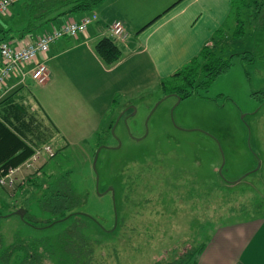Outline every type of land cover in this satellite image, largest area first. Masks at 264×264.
I'll return each instance as SVG.
<instances>
[{"label":"rangeland","instance_id":"rangeland-1","mask_svg":"<svg viewBox=\"0 0 264 264\" xmlns=\"http://www.w3.org/2000/svg\"><path fill=\"white\" fill-rule=\"evenodd\" d=\"M233 26L228 15L223 29ZM75 39L61 38L67 48ZM239 51L249 60L234 56L207 91L182 100L157 86L112 102L95 64L77 82L70 53L46 62L50 88L27 81L29 104L49 99L67 138L54 136L55 156L42 154L38 179L65 175L78 193L87 234L100 242L90 264H167L205 245L216 228L264 215V25L246 32ZM20 197L0 186V249L58 231L40 224L49 215L33 200L19 217Z\"/></svg>","mask_w":264,"mask_h":264},{"label":"trees","instance_id":"trees-1","mask_svg":"<svg viewBox=\"0 0 264 264\" xmlns=\"http://www.w3.org/2000/svg\"><path fill=\"white\" fill-rule=\"evenodd\" d=\"M101 1L19 0L10 6L11 16L0 18V23H3L0 24V42L32 38L43 26H60L69 18L92 13ZM230 10L233 29L229 32L223 28L216 30L197 56L163 80L160 87L164 96L182 100L199 93L198 90L207 91L217 76L231 66L234 56L247 59L248 52L239 49L246 32L262 29L264 0H231ZM93 50L106 68L121 59V51L112 38L100 39ZM27 98V93L20 88L0 101V169L22 163L32 155L34 148L51 145L58 134L41 106L33 109ZM45 164L37 167L23 184L16 185L12 190L5 189L10 195H22L19 207L25 211L23 218L28 215L29 201L33 200L42 212L49 215L40 224L48 227L59 224L58 231L29 242L7 245L0 249V264H90L95 247L100 245L87 234L89 218L78 213L81 199L66 176L51 175L45 181L38 179L37 174ZM30 217L33 221H28V225L38 228V219ZM204 247L203 244L197 249L186 250L167 264H196Z\"/></svg>","mask_w":264,"mask_h":264},{"label":"crops","instance_id":"crops-1","mask_svg":"<svg viewBox=\"0 0 264 264\" xmlns=\"http://www.w3.org/2000/svg\"><path fill=\"white\" fill-rule=\"evenodd\" d=\"M230 9L231 0H102L92 12L97 16L96 21L76 37L75 45L67 48L64 44L68 43L59 39L50 45L48 53H53L49 59L46 55V62L59 54L70 53L79 83L85 73L89 74L85 67H94L95 64L107 76L101 86L111 95L113 102V95H134L144 88L160 87L163 80L197 56L216 30L223 28ZM11 12L9 8L7 16L0 18L11 16ZM113 21L122 23L125 37L120 41L112 39L121 51V59L106 68L93 48L100 39L110 38L108 27ZM51 70L52 67L47 71L42 88H50ZM20 88L28 96L32 95L28 85ZM81 88L79 86L80 91ZM34 99L36 105L33 109L41 106L58 134L67 141L62 126L49 112L47 105L52 104L51 101ZM75 115L80 118L79 114ZM84 126L76 124L75 131L81 132ZM257 216L216 228L196 264H264V215Z\"/></svg>","mask_w":264,"mask_h":264},{"label":"built area","instance_id":"built-area-1","mask_svg":"<svg viewBox=\"0 0 264 264\" xmlns=\"http://www.w3.org/2000/svg\"><path fill=\"white\" fill-rule=\"evenodd\" d=\"M15 2L16 0H0V16L6 15ZM96 19V14L91 13L80 19H69L59 27L32 38L0 42V101L12 89L25 86L29 80L38 84L44 83L47 76L46 55L50 45L63 37H78L85 33ZM108 28L110 38L120 41L125 37L120 21H113ZM43 153L48 158L54 156L51 145L45 144L34 148L32 155L22 163L1 168L0 186L12 190L16 185L23 184L40 165Z\"/></svg>","mask_w":264,"mask_h":264},{"label":"water","instance_id":"water-1","mask_svg":"<svg viewBox=\"0 0 264 264\" xmlns=\"http://www.w3.org/2000/svg\"><path fill=\"white\" fill-rule=\"evenodd\" d=\"M178 100H179V98H178ZM15 213L17 215H19V217L23 218L25 211L23 209H18Z\"/></svg>","mask_w":264,"mask_h":264},{"label":"bare ground","instance_id":"bare-ground-1","mask_svg":"<svg viewBox=\"0 0 264 264\" xmlns=\"http://www.w3.org/2000/svg\"><path fill=\"white\" fill-rule=\"evenodd\" d=\"M46 61H47V59H46ZM45 65H46V62H45ZM47 69V68H46Z\"/></svg>","mask_w":264,"mask_h":264},{"label":"flooded vegetation","instance_id":"flooded-vegetation-1","mask_svg":"<svg viewBox=\"0 0 264 264\" xmlns=\"http://www.w3.org/2000/svg\"><path fill=\"white\" fill-rule=\"evenodd\" d=\"M36 228V227H35ZM36 229H39V228H36Z\"/></svg>","mask_w":264,"mask_h":264}]
</instances>
